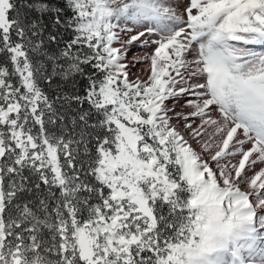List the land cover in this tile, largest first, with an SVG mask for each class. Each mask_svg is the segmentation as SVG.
I'll return each instance as SVG.
<instances>
[{
    "label": "snow or ice",
    "instance_id": "snow-or-ice-1",
    "mask_svg": "<svg viewBox=\"0 0 264 264\" xmlns=\"http://www.w3.org/2000/svg\"><path fill=\"white\" fill-rule=\"evenodd\" d=\"M258 229L264 0H0V264H264Z\"/></svg>",
    "mask_w": 264,
    "mask_h": 264
},
{
    "label": "rangeland",
    "instance_id": "rangeland-1",
    "mask_svg": "<svg viewBox=\"0 0 264 264\" xmlns=\"http://www.w3.org/2000/svg\"><path fill=\"white\" fill-rule=\"evenodd\" d=\"M137 67L140 68V69H143L146 66L145 65H138ZM139 74L141 76H146V72H143V71H141ZM258 230L264 232V230H260V229H258ZM261 246H264V243H258L257 247H261ZM244 255H245L246 258L249 257V254L247 252H245ZM250 258L253 261V264H261V257L258 254L254 253V254L251 255Z\"/></svg>",
    "mask_w": 264,
    "mask_h": 264
}]
</instances>
